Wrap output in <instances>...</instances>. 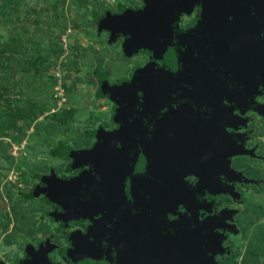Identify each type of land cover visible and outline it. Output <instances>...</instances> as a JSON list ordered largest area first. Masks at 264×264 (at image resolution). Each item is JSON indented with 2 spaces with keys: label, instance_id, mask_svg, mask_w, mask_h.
Listing matches in <instances>:
<instances>
[{
  "label": "water",
  "instance_id": "95a60500",
  "mask_svg": "<svg viewBox=\"0 0 264 264\" xmlns=\"http://www.w3.org/2000/svg\"><path fill=\"white\" fill-rule=\"evenodd\" d=\"M144 3L143 10L109 16L103 25L112 36L127 38L123 50L126 58L142 50L151 51L166 67L149 65L135 73L130 83L110 87L107 98L116 107L118 130L100 133L90 150L71 152L70 160L78 169L87 167V172L71 180L55 176L45 180L46 194L64 210L68 220L92 223L86 236L72 240L69 257L75 264L190 261L171 255L179 248L168 233L156 229L146 234L136 230L138 225L130 227L129 213L121 212L118 203L121 197L131 204L141 200L142 190L133 183L129 194L125 182L137 173L144 179L147 155L154 160L162 155L168 166L180 150L182 155L194 157L189 162L199 168L206 158L222 156L220 142L213 147L206 143L211 137L220 141L216 134L221 129L211 111L225 99L222 86L228 85L233 75L243 82L252 75L248 73L259 70L264 85V0ZM196 8L200 12L198 21L181 29L182 17H190ZM250 59H259L251 70ZM259 89L245 88V97L252 101L261 93ZM206 126L213 136L206 133ZM98 216H102L99 223L94 221ZM166 225L180 232V224L167 221ZM53 250V245L30 249L29 258L18 264H51L48 255Z\"/></svg>",
  "mask_w": 264,
  "mask_h": 264
},
{
  "label": "rangeland",
  "instance_id": "374dc122",
  "mask_svg": "<svg viewBox=\"0 0 264 264\" xmlns=\"http://www.w3.org/2000/svg\"><path fill=\"white\" fill-rule=\"evenodd\" d=\"M107 9L116 12L114 0H0V264H16L28 246L61 245L39 219L40 206L26 207L18 197L39 177H66L68 160L50 152L58 142L82 151L92 145L85 130H113V104L98 97L101 85L91 70L103 67L112 87L146 62L126 58L120 41L109 46L106 34L98 33L91 15ZM258 167L253 173L263 183L245 192L239 245L249 238L251 246L264 243V165Z\"/></svg>",
  "mask_w": 264,
  "mask_h": 264
},
{
  "label": "flooded vegetation",
  "instance_id": "af4514ba",
  "mask_svg": "<svg viewBox=\"0 0 264 264\" xmlns=\"http://www.w3.org/2000/svg\"><path fill=\"white\" fill-rule=\"evenodd\" d=\"M137 2L135 6L126 11L143 10L145 7L144 0H137ZM122 13H119L116 8V12L113 14ZM199 17L200 12L196 8L190 17H182L181 29H186L198 21ZM183 20H185L184 24ZM102 33L106 34L109 42L110 34L107 31ZM116 37L117 41L122 43L124 50L127 38ZM135 56L145 58V64L136 67L127 82L115 86L130 83L135 73L149 65H154L156 69L166 67L165 63L158 61L151 51L142 50L133 57ZM258 62L259 59H250L248 61L250 70L252 67H256ZM248 74L252 75L246 76L243 82L240 80L241 77L236 79L234 77L237 75H233L227 82L228 85H221L225 90V99L223 102H218L211 111L213 119L216 118L217 125L221 129L216 134L220 141L214 135L216 138H207L206 143L213 147L214 144L218 146L220 142L223 147L222 156L218 154L214 158H206L205 163L200 164L202 168H199L197 164L195 166L189 162L194 157L189 158L187 155H182L179 150L174 161L166 166L163 161L165 159L162 155L157 156V150L154 149L157 156L156 160L146 154L148 156L146 163L148 168L145 167V170L142 171L144 179H141L140 173H137L125 182V190L129 194L132 191L130 185L133 183L137 190H142L141 200L143 201L136 199L131 204L129 200L121 197V203H118L121 212L129 213L130 227L133 224L138 225L136 230L146 234L157 232L156 229L159 232L168 233L169 239L177 241L179 248L177 252L171 255L177 258L190 259V261H182L179 264H232L230 263L231 260L239 264H264V243L257 240L251 246L252 242L249 238L245 242L246 244H238L244 237L243 232L246 228L245 222L241 218L245 207V192L251 189H259L263 183L259 174L257 177L253 172L259 170L258 166L264 165V85L262 84V71ZM255 87H260L259 92L262 94L254 95L253 100L250 101L245 97V88L253 90ZM113 111L115 114L116 107L114 104ZM208 121L206 118V122ZM113 127V130L105 132L114 133L118 130L117 124L114 125L113 123ZM256 127L260 131V135L257 136L259 141L256 140V135L259 132ZM206 133L213 136L207 126ZM176 138H178L177 135ZM96 143L97 139L86 150L92 149ZM149 152L146 153L149 154ZM87 171V167H81L78 169V175L74 178ZM140 184L142 187L139 186ZM129 190L131 191L129 192ZM101 220L102 216L94 218L97 223ZM167 221L169 224H180V232L175 233L172 226L166 225ZM258 222L261 229V220ZM91 226L92 223L85 220L73 222L64 227V231L60 235L54 234L53 227L49 226L52 229V235L62 239L61 245L47 241L39 244L36 248L33 247V250L37 251L47 245H53L55 250L48 255L51 264H75L69 257L72 250V240L77 236H86ZM253 227H256L254 223ZM241 245H243L244 253L236 259V247ZM66 250L69 260H62L60 254ZM252 250L254 251L252 252ZM29 251L28 255L24 256V260L29 258ZM80 264H85V262Z\"/></svg>",
  "mask_w": 264,
  "mask_h": 264
},
{
  "label": "trees",
  "instance_id": "16d2710c",
  "mask_svg": "<svg viewBox=\"0 0 264 264\" xmlns=\"http://www.w3.org/2000/svg\"><path fill=\"white\" fill-rule=\"evenodd\" d=\"M140 1H143V0H140ZM114 4H115V7L118 9L119 13L125 12L127 9L130 8V6H128L127 4H124L123 2L119 0H114ZM111 15H114V14L109 9H107L103 15H99L97 13H93L91 15V18L97 27L98 33L107 31L103 25V21ZM116 41H117V37H114L110 34V38L108 42L109 46L114 45ZM91 72L94 74V76L98 78L100 85H101L99 93H98V97L108 99L107 91L111 87V85H109V78H108L107 71L103 67H100V68L91 70ZM125 82H127V80L124 81V83ZM113 115H114V111L112 112V116H111L112 122L111 123L112 124L114 123V125H116ZM102 132H105L103 128L97 127L94 129L85 130L83 133L86 135L87 139L92 141V145H93L95 143V140L99 136V134ZM74 151L75 150H73L71 146L67 144H63L61 142H58L56 149H51L50 152L53 157L67 159L69 163L65 171L66 177L60 178L58 176H55L54 173H51L50 177L55 176L59 179L63 178V180H69V179H73L74 176L78 175L79 173L78 168L75 166L73 162L70 161V154L71 152H74ZM47 178L48 177H44V176L39 177L37 179V185L34 186V188L31 191H29L27 194L23 196H19L18 198L22 201V203L26 207H29L30 205H33L35 203L38 204L40 208L42 209L39 214V219L42 221H45L48 224V226L53 227L54 234L60 235L63 233L64 227H67L69 224L73 222L66 218L65 213L63 212V209L46 194L45 180ZM30 249H33V248L28 246L25 252V256L28 255V250ZM60 257L62 260H69L67 256V250L62 251V253L60 254Z\"/></svg>",
  "mask_w": 264,
  "mask_h": 264
}]
</instances>
